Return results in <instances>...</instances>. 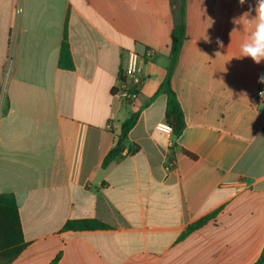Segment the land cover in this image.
Returning <instances> with one entry per match:
<instances>
[{
  "label": "crops",
  "instance_id": "0c3cea01",
  "mask_svg": "<svg viewBox=\"0 0 264 264\" xmlns=\"http://www.w3.org/2000/svg\"><path fill=\"white\" fill-rule=\"evenodd\" d=\"M254 9L255 0H0V194L15 196L27 245L11 264H177L206 225L181 240L188 227L219 209L223 235L243 236V258L256 263L264 61L236 58ZM182 22L171 85L186 127L170 137L157 129L168 106L157 92ZM66 25L73 70L59 66ZM129 51L145 57L132 101L120 78ZM132 112L123 157L103 168ZM85 219L111 229L63 231Z\"/></svg>",
  "mask_w": 264,
  "mask_h": 264
},
{
  "label": "trees",
  "instance_id": "16d2710c",
  "mask_svg": "<svg viewBox=\"0 0 264 264\" xmlns=\"http://www.w3.org/2000/svg\"><path fill=\"white\" fill-rule=\"evenodd\" d=\"M184 22L176 26L172 32V52L171 61L172 66L169 71L167 79L161 84L157 95L160 93L168 95V106L166 110V122L174 128V136L179 137L185 130L186 122L184 113L181 109V104L172 89L171 79L174 66L177 63L179 54L182 50L183 43L186 39V31ZM59 66L63 69L73 70L74 61L71 53V47L68 40V26L65 28V37L61 47ZM121 78V77H120ZM124 82V79L121 78ZM131 91L139 94V88L134 86ZM1 94V87H0ZM5 112L8 110L7 103L4 106ZM139 113L132 112L129 114L127 120L122 124L119 140L122 139L123 143H116L114 148L109 152L108 156L104 158L103 168L108 167L114 160L123 157L126 149L125 141L128 138V133L137 124ZM130 152H138V147L130 145ZM221 210H217L208 215L203 216L194 223H192L185 233L182 235L181 240L189 237L194 232L202 229L212 219H215ZM111 229V226L107 225L98 219H85V220H69L63 231H71L76 233H82L85 231ZM27 247L24 242L23 227L21 222V216L17 200L11 193L0 194V264H11L16 260L23 250ZM59 256L51 263L57 264ZM254 264H264V248L259 259Z\"/></svg>",
  "mask_w": 264,
  "mask_h": 264
},
{
  "label": "rangeland",
  "instance_id": "374dc122",
  "mask_svg": "<svg viewBox=\"0 0 264 264\" xmlns=\"http://www.w3.org/2000/svg\"><path fill=\"white\" fill-rule=\"evenodd\" d=\"M222 227L218 215L194 241L177 251V264H254L243 258L244 248H239L244 243L243 236L235 239L231 233L223 235Z\"/></svg>",
  "mask_w": 264,
  "mask_h": 264
},
{
  "label": "clouds",
  "instance_id": "9594fccd",
  "mask_svg": "<svg viewBox=\"0 0 264 264\" xmlns=\"http://www.w3.org/2000/svg\"><path fill=\"white\" fill-rule=\"evenodd\" d=\"M245 0H239V4L243 5ZM253 9L250 7L249 12L245 13L239 20H233L237 23L242 18L248 17ZM255 16L249 19V23L253 25V30L250 32L248 38L240 45V55L236 56L237 59L249 57L256 64H260L264 61V0H255ZM217 44L223 47V42L217 38ZM218 54V53H217ZM138 59L135 54H131L130 63L128 67V74L131 75L133 71L131 61ZM260 83H264V75L259 78ZM264 97V91L260 93ZM158 128L163 129L166 132H171V126L167 124H158Z\"/></svg>",
  "mask_w": 264,
  "mask_h": 264
},
{
  "label": "built area",
  "instance_id": "2783aa9c",
  "mask_svg": "<svg viewBox=\"0 0 264 264\" xmlns=\"http://www.w3.org/2000/svg\"><path fill=\"white\" fill-rule=\"evenodd\" d=\"M135 54V56L136 57H138V59H136V60H134V61H131V63H132V67H133V71H132V73H131V75H129L128 74V67H129V63H130V58H131V54ZM147 56L148 57H153L154 56V52L153 51H149L148 53H147ZM145 59V57L144 56H141V55H139L137 52H135V51H129L128 52V58H127V62H126V65L123 67V69H122V77L121 78H123L124 79V84H125V86L123 87V90H122V97L124 98V99H126L127 101H132L135 97H136V94H134L132 91H131V89L134 87V86H136L137 88H140V85H141V81H139V80H137V78L139 77V72H140V63L143 61ZM128 79H135V82H133V83H131L130 85H127V83H126V80H128ZM262 91H264V90H261L260 92H259V95H260V93L262 92ZM0 103L4 106V102H5V90H3V89H1V94H0ZM259 103L261 104V105H263L264 106V97H262L261 95H260V100H259ZM158 124H167V125H169V126H171L170 124H168L167 122H160V123H158ZM157 124V125H158ZM157 129L159 130V131H161L163 134H165V135H167V136H173V133H174V128L171 126V129H172V131L169 133V132H166V131H164L163 129H161V128H158L157 127Z\"/></svg>",
  "mask_w": 264,
  "mask_h": 264
},
{
  "label": "water",
  "instance_id": "95a60500",
  "mask_svg": "<svg viewBox=\"0 0 264 264\" xmlns=\"http://www.w3.org/2000/svg\"><path fill=\"white\" fill-rule=\"evenodd\" d=\"M122 143H123V140H122V139H120V140H119V144H122Z\"/></svg>",
  "mask_w": 264,
  "mask_h": 264
}]
</instances>
